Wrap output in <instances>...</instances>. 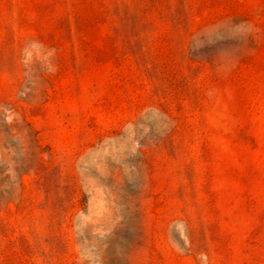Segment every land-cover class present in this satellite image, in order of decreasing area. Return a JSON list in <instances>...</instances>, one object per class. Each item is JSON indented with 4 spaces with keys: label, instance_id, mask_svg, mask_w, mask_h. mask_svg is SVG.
<instances>
[{
    "label": "rangeland",
    "instance_id": "1",
    "mask_svg": "<svg viewBox=\"0 0 264 264\" xmlns=\"http://www.w3.org/2000/svg\"><path fill=\"white\" fill-rule=\"evenodd\" d=\"M0 264H264V0H0Z\"/></svg>",
    "mask_w": 264,
    "mask_h": 264
}]
</instances>
